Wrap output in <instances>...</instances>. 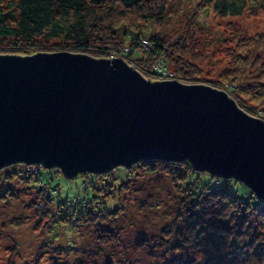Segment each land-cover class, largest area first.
Instances as JSON below:
<instances>
[{"label": "rangeland", "instance_id": "1", "mask_svg": "<svg viewBox=\"0 0 264 264\" xmlns=\"http://www.w3.org/2000/svg\"><path fill=\"white\" fill-rule=\"evenodd\" d=\"M230 1H235L236 14L220 12L216 0H170L161 26L140 22L145 35L156 31L172 44L168 73L175 74L151 81L230 82L233 73L250 69L257 49L262 54L257 71L264 80V0ZM244 44L250 51L238 53ZM246 53V60L237 59ZM243 97L258 105L247 93ZM29 165L15 162L0 168V264H264V233L249 238L250 232H240L245 224L241 228L230 217L232 209L184 192L168 163L152 173L117 166L112 169L116 186L105 184L112 170L97 180L91 174L95 181L90 184L79 173L66 177L61 170L44 168L41 185L32 177L39 169ZM211 176L191 173L188 181L217 186ZM228 188L241 194L248 189L236 179ZM229 206L239 209L237 201Z\"/></svg>", "mask_w": 264, "mask_h": 264}, {"label": "water", "instance_id": "2", "mask_svg": "<svg viewBox=\"0 0 264 264\" xmlns=\"http://www.w3.org/2000/svg\"><path fill=\"white\" fill-rule=\"evenodd\" d=\"M131 67L61 52L0 55V168L42 162L71 177L141 158L187 159L264 199L260 119L223 91L149 82Z\"/></svg>", "mask_w": 264, "mask_h": 264}, {"label": "trees", "instance_id": "3", "mask_svg": "<svg viewBox=\"0 0 264 264\" xmlns=\"http://www.w3.org/2000/svg\"><path fill=\"white\" fill-rule=\"evenodd\" d=\"M169 1L0 0V51L4 52L0 55L30 56L37 53L61 52L88 56L96 60H111L109 58L110 55H114L115 58L123 62L134 63L135 66L131 67L132 70L137 71L146 81L154 82L151 79H158V77H164L169 73L175 74L173 72L168 73L167 51L169 45L172 44L171 41L166 42L159 35V32L154 31L149 33V36L145 35L141 29H138V25L140 22L150 21L161 26L167 17ZM216 1L217 3L220 2L219 5L216 3L220 12L224 14L237 13H233L236 10L235 1ZM120 25H126L127 27L124 30V26L118 28ZM243 46L240 51H237L238 53H241L243 48H246L247 52L250 51L248 45L244 44ZM6 48L8 49L7 52L5 51ZM29 51L33 52L28 53ZM249 54H240L237 59L246 60L250 57ZM261 55L258 53V49L254 50L252 52L254 60H251L248 64L250 69L247 70L243 67L240 73H233L231 79L227 77L230 82H220L221 84H218L210 81L207 84L200 85L225 92L230 100L237 103L239 110L250 117L260 119L264 124V92L260 91V87L264 86V80L260 78L261 72L257 71V67L261 64L258 65V58ZM172 63L179 64L176 60ZM236 66L241 68L242 65L236 64ZM178 79L183 80L180 77ZM177 82L193 85L184 82V80ZM246 93L248 97L256 99L258 105L248 103L243 97L246 96ZM163 163L173 166L171 170L172 179L176 182L184 183V192L189 190L197 198L204 197L207 200L214 201L219 204L220 209H232L230 217L234 220L237 218V224H240L241 228L243 224L246 226L245 231L243 229L240 231L242 234H249L248 232H250L249 238L252 239V235L264 233V199L257 196L246 184L248 189L243 194L229 189V182L234 180V177L217 176L206 170L195 169L187 159L177 161L160 158H141L132 162L129 166L123 167L129 171V169L131 170L138 166L140 167L138 169L142 168L148 173H152V170L157 167L164 166L162 165ZM30 165L39 169L37 175L34 174L32 177L38 178L41 185H44V183L40 182L42 180L40 179V172L43 168L49 169V171L53 169L55 172L56 170L57 172L61 170L55 166L52 168L45 167L42 162ZM115 167L96 173L89 171H79L78 173L83 178H87V183L91 184V182L94 183L95 181L91 174L95 175L97 180L98 175L109 172ZM204 171L213 175L211 178L215 177L217 186L211 187L208 183L201 184L198 179L195 182L188 181L191 173L200 175ZM111 172L112 177L110 176L105 181L107 185L110 183L114 184L113 170ZM222 179L223 182H221ZM105 184H100L99 188H102L101 186ZM94 185L97 184H92L91 188ZM114 186L116 185L114 184ZM53 190L57 192L55 189ZM88 197H93V194L87 197L83 196V200H88ZM96 201L98 202V200ZM235 201H237L238 210H234L233 207L229 206ZM87 203L90 204V202ZM89 210L92 212V209ZM196 210H194V213H196ZM69 214L64 215V218L67 217L68 220ZM63 222L66 223V221Z\"/></svg>", "mask_w": 264, "mask_h": 264}, {"label": "built area", "instance_id": "4", "mask_svg": "<svg viewBox=\"0 0 264 264\" xmlns=\"http://www.w3.org/2000/svg\"><path fill=\"white\" fill-rule=\"evenodd\" d=\"M109 58H111V59H112V58H115V56H114V55H110V57H109Z\"/></svg>", "mask_w": 264, "mask_h": 264}]
</instances>
